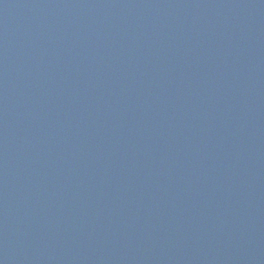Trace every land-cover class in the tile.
Masks as SVG:
<instances>
[{"label":"water","instance_id":"1","mask_svg":"<svg viewBox=\"0 0 264 264\" xmlns=\"http://www.w3.org/2000/svg\"><path fill=\"white\" fill-rule=\"evenodd\" d=\"M0 264H264V0H0Z\"/></svg>","mask_w":264,"mask_h":264}]
</instances>
